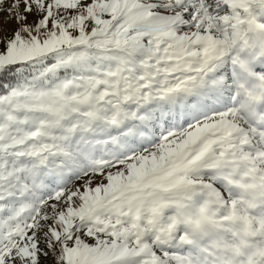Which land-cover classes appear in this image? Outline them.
<instances>
[{"label": "snow or ice", "instance_id": "6c2138e0", "mask_svg": "<svg viewBox=\"0 0 264 264\" xmlns=\"http://www.w3.org/2000/svg\"><path fill=\"white\" fill-rule=\"evenodd\" d=\"M0 264H264V0H0Z\"/></svg>", "mask_w": 264, "mask_h": 264}]
</instances>
